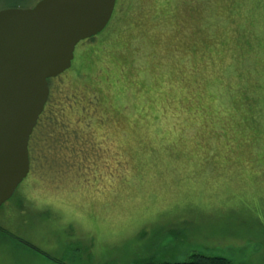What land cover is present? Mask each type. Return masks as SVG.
<instances>
[{"label": "rangeland", "instance_id": "obj_1", "mask_svg": "<svg viewBox=\"0 0 264 264\" xmlns=\"http://www.w3.org/2000/svg\"><path fill=\"white\" fill-rule=\"evenodd\" d=\"M73 56L0 264H264V0H116Z\"/></svg>", "mask_w": 264, "mask_h": 264}, {"label": "water", "instance_id": "obj_2", "mask_svg": "<svg viewBox=\"0 0 264 264\" xmlns=\"http://www.w3.org/2000/svg\"><path fill=\"white\" fill-rule=\"evenodd\" d=\"M116 0H40L0 10V207L30 170L29 138L48 80L70 69L75 47L100 34Z\"/></svg>", "mask_w": 264, "mask_h": 264}, {"label": "trees", "instance_id": "obj_3", "mask_svg": "<svg viewBox=\"0 0 264 264\" xmlns=\"http://www.w3.org/2000/svg\"><path fill=\"white\" fill-rule=\"evenodd\" d=\"M93 39V38H92ZM92 39H89L87 41H90ZM51 80H48V85L51 83ZM50 101H51V97H50V91H49V97H48V101L44 107V110L42 112V114L40 115L38 121H37V125L34 128L32 135L29 138V144H28V148H29V152L31 153V171L32 169L35 167L36 168V162L37 159L36 157L32 156V147L33 150L36 148L35 146H37V134H41L43 133V131L46 130V126L45 124V117L48 116L49 114L51 115L52 110H50V108L52 106H50ZM51 118V116H50ZM55 125V124H54ZM38 149V148H37ZM37 155V154H36ZM140 264H232L229 260L222 258V257H206V256H202V255H198V254H193L190 256L189 261H186L184 263H169V262H157L154 261L153 259H148Z\"/></svg>", "mask_w": 264, "mask_h": 264}, {"label": "flooded vegetation", "instance_id": "obj_4", "mask_svg": "<svg viewBox=\"0 0 264 264\" xmlns=\"http://www.w3.org/2000/svg\"><path fill=\"white\" fill-rule=\"evenodd\" d=\"M28 152H29V148H28ZM31 159V153L29 152V160ZM29 172H31V160H30V170Z\"/></svg>", "mask_w": 264, "mask_h": 264}]
</instances>
